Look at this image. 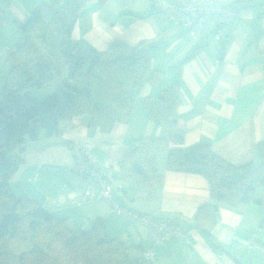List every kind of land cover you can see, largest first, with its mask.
Here are the masks:
<instances>
[{
	"label": "crops",
	"instance_id": "1",
	"mask_svg": "<svg viewBox=\"0 0 264 264\" xmlns=\"http://www.w3.org/2000/svg\"><path fill=\"white\" fill-rule=\"evenodd\" d=\"M162 1L85 2L72 40L99 51L108 49L115 40L129 45L143 43L151 66L161 73L160 80L145 84L128 120L115 121L107 131L94 124L88 114H81L61 119L58 134L45 136L42 131L39 139H27L22 150L11 153L21 158L11 180L12 190L17 196L37 200L74 229L88 230L95 219L104 218L107 237L131 247V258H141L146 249L153 248L154 260L145 264H264V202H219L217 220L206 234L197 226L195 215L201 205L213 201L207 178L166 166L170 148L199 143H210L216 154L235 166L261 163L258 145L264 143V0H251L232 9L235 15L223 35L216 36V24L210 22L203 46L185 63L181 61L200 40L188 37L183 26L161 13L158 7ZM233 1L219 3L231 9ZM43 2L51 4L54 0H40L35 5ZM176 82L180 103L174 117L183 143L170 142L154 151L162 184L151 196L135 193L122 177L119 163L134 138L168 136V131L150 118L147 101ZM93 101L103 104L100 95ZM77 149L114 177V201L157 220L171 219L185 235L155 243L149 224L117 212L110 202H82L86 179L72 170ZM254 196L264 199V185L257 187Z\"/></svg>",
	"mask_w": 264,
	"mask_h": 264
},
{
	"label": "trees",
	"instance_id": "2",
	"mask_svg": "<svg viewBox=\"0 0 264 264\" xmlns=\"http://www.w3.org/2000/svg\"><path fill=\"white\" fill-rule=\"evenodd\" d=\"M87 0H54L40 3L28 18L17 25L21 38L5 54L9 72L0 92V264H145L148 260L131 258L130 248L106 235L104 218L95 219L88 230L72 228L65 218L47 210L37 200L14 194L11 180L21 158L12 157L23 143L60 132L59 121L88 114L94 124L109 130L115 121H127L135 98L147 83L160 80V71L151 66V56L143 43L129 45L115 40L104 51L82 47L72 40L79 11ZM104 3L107 0H98ZM251 0H234L230 7L247 5ZM0 26L8 17L0 9ZM181 63L190 59L205 42L199 39ZM64 73L63 80L42 98V90ZM97 87L101 106L92 98ZM178 83L162 89L148 100L150 118L168 131L166 137L142 136L131 141L119 165L122 177L135 193L153 195L162 184L156 170L154 151L170 142L182 144L174 110L180 103ZM259 165L235 166L218 154L210 143L170 148L166 166L171 170L200 173L210 185L213 201L199 208L197 226L206 234L217 220L218 203L262 198L254 196L264 185V143L258 145ZM138 162L144 174L137 173ZM239 171L236 175L235 172Z\"/></svg>",
	"mask_w": 264,
	"mask_h": 264
},
{
	"label": "built area",
	"instance_id": "3",
	"mask_svg": "<svg viewBox=\"0 0 264 264\" xmlns=\"http://www.w3.org/2000/svg\"><path fill=\"white\" fill-rule=\"evenodd\" d=\"M158 9L172 22L181 25L190 38H202L210 22L216 24L214 34L223 35L227 29L228 22L233 18L235 12L219 3V0H164ZM77 159L72 165V170L86 179L81 201L92 199H103L112 205L117 212L124 213L128 217L147 223L151 227V238L155 243H162L172 236H184L171 219L157 220L155 218L129 211L119 202L112 198L115 179L108 169L92 161L83 155L80 149L76 150ZM143 259L154 260L153 248L143 252Z\"/></svg>",
	"mask_w": 264,
	"mask_h": 264
},
{
	"label": "rangeland",
	"instance_id": "4",
	"mask_svg": "<svg viewBox=\"0 0 264 264\" xmlns=\"http://www.w3.org/2000/svg\"><path fill=\"white\" fill-rule=\"evenodd\" d=\"M39 1L40 0H0V9L4 10L8 17L7 23L0 26V92L3 89L6 76L9 72L8 63L5 61V54L8 49L21 38V32L15 19L20 23L23 22L30 16L36 8V2ZM64 76V73H62L56 81L52 82L42 90H33V95L37 98H42L54 90L60 81L63 80ZM35 91H39V93L35 94ZM92 96L96 101L98 100L99 90L97 87L92 89Z\"/></svg>",
	"mask_w": 264,
	"mask_h": 264
},
{
	"label": "water",
	"instance_id": "5",
	"mask_svg": "<svg viewBox=\"0 0 264 264\" xmlns=\"http://www.w3.org/2000/svg\"><path fill=\"white\" fill-rule=\"evenodd\" d=\"M133 167L136 172L144 174V169L140 163L138 162L134 163ZM263 202H264V199H263Z\"/></svg>",
	"mask_w": 264,
	"mask_h": 264
}]
</instances>
